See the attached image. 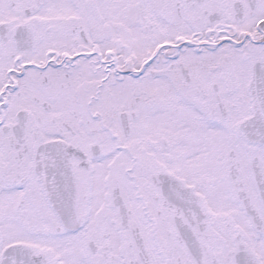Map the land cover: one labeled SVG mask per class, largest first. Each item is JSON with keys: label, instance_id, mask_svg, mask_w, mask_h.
<instances>
[{"label": "snow or ice", "instance_id": "obj_1", "mask_svg": "<svg viewBox=\"0 0 264 264\" xmlns=\"http://www.w3.org/2000/svg\"><path fill=\"white\" fill-rule=\"evenodd\" d=\"M0 264H264V0H0Z\"/></svg>", "mask_w": 264, "mask_h": 264}]
</instances>
